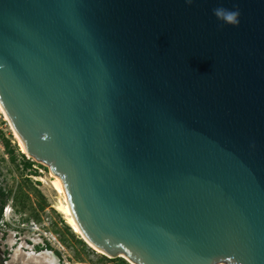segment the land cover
Segmentation results:
<instances>
[{
	"label": "water",
	"instance_id": "95a60500",
	"mask_svg": "<svg viewBox=\"0 0 264 264\" xmlns=\"http://www.w3.org/2000/svg\"><path fill=\"white\" fill-rule=\"evenodd\" d=\"M0 103L109 258L264 264V0H0Z\"/></svg>",
	"mask_w": 264,
	"mask_h": 264
},
{
	"label": "rangeland",
	"instance_id": "374dc122",
	"mask_svg": "<svg viewBox=\"0 0 264 264\" xmlns=\"http://www.w3.org/2000/svg\"><path fill=\"white\" fill-rule=\"evenodd\" d=\"M15 134L0 112V188L11 192L0 223V264H133L109 258L67 228L55 209L63 201L51 184L57 176L26 156Z\"/></svg>",
	"mask_w": 264,
	"mask_h": 264
},
{
	"label": "bare ground",
	"instance_id": "6f19581e",
	"mask_svg": "<svg viewBox=\"0 0 264 264\" xmlns=\"http://www.w3.org/2000/svg\"><path fill=\"white\" fill-rule=\"evenodd\" d=\"M0 112L4 114V116L6 117L4 110L2 108V105L0 103ZM7 118V117H6ZM16 133V132H15ZM16 137L19 140V144L21 146V150L22 152L29 157L25 145L23 144L22 140L20 139V137L18 136V134H15ZM55 180L54 182H52V186L53 188L60 194L62 195V199L63 201L59 202V204L55 207L56 211L61 213L64 216V219L66 221V224L72 229V231L75 234H78L82 237V233L80 231V228L77 224V221L75 219V216L73 214L69 199L67 197V193H66V189H65V185L63 183V181L60 178L54 177ZM83 238V237H82ZM84 240V238H83Z\"/></svg>",
	"mask_w": 264,
	"mask_h": 264
},
{
	"label": "clouds",
	"instance_id": "9594fccd",
	"mask_svg": "<svg viewBox=\"0 0 264 264\" xmlns=\"http://www.w3.org/2000/svg\"><path fill=\"white\" fill-rule=\"evenodd\" d=\"M186 4H192L193 0H185ZM213 15L224 25L238 27L240 24V11L238 9H227L217 7L213 9Z\"/></svg>",
	"mask_w": 264,
	"mask_h": 264
},
{
	"label": "trees",
	"instance_id": "16d2710c",
	"mask_svg": "<svg viewBox=\"0 0 264 264\" xmlns=\"http://www.w3.org/2000/svg\"><path fill=\"white\" fill-rule=\"evenodd\" d=\"M5 147L7 149H9V143L8 142H6ZM25 166L30 168V167H33V164L29 162ZM10 195H11V192L5 191L4 189L0 188V223L2 222L4 209L8 204V199H9ZM67 228L69 230L71 229L69 226H67ZM110 261L115 262L118 260H110ZM122 264H124V262H122Z\"/></svg>",
	"mask_w": 264,
	"mask_h": 264
}]
</instances>
